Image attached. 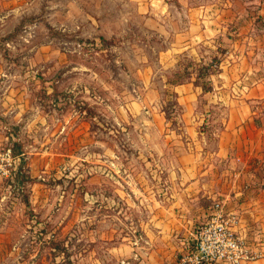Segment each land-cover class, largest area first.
I'll list each match as a JSON object with an SVG mask.
<instances>
[{"label": "crops", "instance_id": "obj_1", "mask_svg": "<svg viewBox=\"0 0 264 264\" xmlns=\"http://www.w3.org/2000/svg\"><path fill=\"white\" fill-rule=\"evenodd\" d=\"M134 1L145 20L142 28L165 46L159 56L167 61L159 70L165 79L160 100L145 104L158 109L142 123L144 146L136 155L140 180H134L133 168L117 161L114 148L94 153L93 171L86 178L92 184L91 198L103 207L96 218L109 222L106 239L116 235L111 220L118 217L119 201L137 198L145 209L137 233L123 237L119 247L109 242L102 251L107 249L115 264H179L181 254L192 247L196 228L219 204L225 214H236V232L261 252L244 264H264V0ZM213 58L217 70L206 77L208 91L195 71L176 84L167 81L180 62L207 64ZM164 90L175 93L178 129L166 117ZM19 119L14 109L0 116V148L10 146L18 160L10 178L0 177V230L25 208L49 211L46 174L86 158L85 146L79 144L83 131L70 132L67 117L56 119L55 129L41 124L44 141L34 133L37 117L20 134L13 132L10 124ZM20 174L42 180L19 185L15 180ZM25 188L27 193L19 194ZM87 193L83 191V199ZM102 260L99 256L95 262Z\"/></svg>", "mask_w": 264, "mask_h": 264}, {"label": "rangeland", "instance_id": "obj_2", "mask_svg": "<svg viewBox=\"0 0 264 264\" xmlns=\"http://www.w3.org/2000/svg\"><path fill=\"white\" fill-rule=\"evenodd\" d=\"M134 2L0 0V116L6 109L19 113V121L10 124L19 134L37 117L33 129L42 141V123L55 129L56 119L67 117L70 132L83 131L79 144L86 154L81 164L46 174L44 180L51 184L49 211L25 208L18 218L6 220L0 230V264H96L99 256L100 264H115L102 249L113 241L119 247L123 237L138 232L145 209L132 197L118 202V217L111 220L116 235L106 239L109 222L96 218L103 207L91 198L87 180L94 153L107 147L117 150V161L133 168L134 180H140L136 155L144 146L142 123L158 109L145 104L161 96L165 76L159 70L167 61L159 57L164 44L142 28L145 20ZM201 65L180 62L177 79L197 73ZM162 94L166 104L173 98L165 90ZM9 102L13 107H4ZM168 110L177 116L172 107ZM168 121L177 128V121ZM37 180L42 179L20 174L15 182ZM24 190L19 194L24 196ZM83 191L88 192L85 199Z\"/></svg>", "mask_w": 264, "mask_h": 264}, {"label": "built area", "instance_id": "obj_3", "mask_svg": "<svg viewBox=\"0 0 264 264\" xmlns=\"http://www.w3.org/2000/svg\"><path fill=\"white\" fill-rule=\"evenodd\" d=\"M17 159L10 146L0 148V177L10 178L16 171ZM236 214H225L220 205L195 230L192 247L184 251L179 264H244L261 256L252 250L235 230Z\"/></svg>", "mask_w": 264, "mask_h": 264}, {"label": "trees", "instance_id": "obj_4", "mask_svg": "<svg viewBox=\"0 0 264 264\" xmlns=\"http://www.w3.org/2000/svg\"><path fill=\"white\" fill-rule=\"evenodd\" d=\"M217 63H218L217 60L215 58H213L207 64H202L201 66H199L200 67L199 68L200 70H198V72L196 73V75H197V78H200V79L203 80L202 81V86H203L204 91H208L211 88L208 80H206V77H208L211 73H213V72H215L217 70ZM177 74H178V71H175L174 73H172V75H171L172 77H168L167 78V81L170 84H176V83L180 82L182 79L181 78L180 79H177L178 78ZM175 75L177 77H174ZM166 92L171 97H174L175 96V93L174 92H171V91H166ZM167 101H168L167 104H165L163 106L164 111L166 113V117L169 120L171 119L172 122H175V121H177V120H175V117L176 116H174V114L168 113V111H169L168 109L172 107L177 112V110H178L177 103H176V101H175L174 98H172V100H167ZM171 111H173V110H171Z\"/></svg>", "mask_w": 264, "mask_h": 264}]
</instances>
